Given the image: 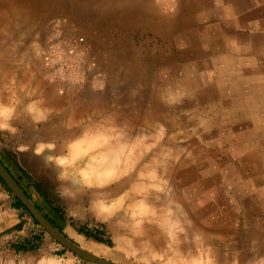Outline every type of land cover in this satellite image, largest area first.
<instances>
[{"label": "rangeland", "instance_id": "1", "mask_svg": "<svg viewBox=\"0 0 264 264\" xmlns=\"http://www.w3.org/2000/svg\"><path fill=\"white\" fill-rule=\"evenodd\" d=\"M31 88L65 93L77 122L99 107L107 124L143 121L114 166L86 170L87 126L55 145L45 186L77 247L117 264H264V0H0V89ZM85 88L100 96L83 102Z\"/></svg>", "mask_w": 264, "mask_h": 264}, {"label": "crops", "instance_id": "2", "mask_svg": "<svg viewBox=\"0 0 264 264\" xmlns=\"http://www.w3.org/2000/svg\"><path fill=\"white\" fill-rule=\"evenodd\" d=\"M5 92L0 89V163L37 210L57 227L60 206L45 186L49 160L55 145L67 148L74 141L72 128L100 125L102 109H95L96 114L85 116L81 123L72 108L61 102L65 93L31 88L13 91L14 98H7ZM99 96L100 92L88 88L81 94L83 102ZM18 201L0 179V264H81L82 258L58 247Z\"/></svg>", "mask_w": 264, "mask_h": 264}, {"label": "bare ground", "instance_id": "3", "mask_svg": "<svg viewBox=\"0 0 264 264\" xmlns=\"http://www.w3.org/2000/svg\"><path fill=\"white\" fill-rule=\"evenodd\" d=\"M3 41H5V40H3ZM155 110H157V109H155ZM104 121L105 120H101L100 125L97 123L95 126L91 127V128H94V127L98 126L99 129H101V131H99V130L97 131L95 129H90L88 126L85 128V129H87V133H85V136L89 135L90 140L88 142L92 143V146L85 145L83 147V149H79V148L75 149L74 148V150L81 151L82 156L89 158L88 160L90 162H88L89 164L87 165L86 170L90 169V163L94 164V166L97 164L100 168L102 166L105 167L107 162L113 166L118 164V163L121 164V162L123 160H125L127 157L124 155V153L126 151L130 150L129 146L132 145V143L134 142V138L136 137L135 136L136 135L135 134L136 128L138 127V125H140V122H143L142 120H138L137 118L134 119L133 117L130 118L129 116H125L122 119L117 118L118 122L115 121V123L107 124V123H104ZM113 127L117 128L116 131L112 129ZM104 129L106 131H104ZM142 136L144 137V134H142ZM90 149H91V154L88 156L87 154H88ZM91 167H92V165H91ZM123 167H124V165H123ZM123 167H122V169H123ZM99 169H97V171ZM118 169H119V165H118ZM121 170H120V172H118V174L123 173ZM118 174H116V175H118ZM126 180L127 179H125V181L122 182L123 185L128 183V182H126ZM141 199L142 200L139 202L140 205L146 207L149 204V199L146 196L141 197ZM173 251L178 252V249L175 247ZM174 253H176V252H174ZM174 255H176V254H174Z\"/></svg>", "mask_w": 264, "mask_h": 264}, {"label": "water", "instance_id": "4", "mask_svg": "<svg viewBox=\"0 0 264 264\" xmlns=\"http://www.w3.org/2000/svg\"><path fill=\"white\" fill-rule=\"evenodd\" d=\"M0 179L12 192V194L20 201L23 207L30 213L35 221L60 245L67 250L77 254L78 256H85L94 264H117L106 259L97 257L96 255L90 254L88 251L81 247H77L72 241L62 235L55 227H53L49 221L41 214L40 211L31 203L29 198L24 194L16 181L9 175L3 165L0 163Z\"/></svg>", "mask_w": 264, "mask_h": 264}, {"label": "trees", "instance_id": "5", "mask_svg": "<svg viewBox=\"0 0 264 264\" xmlns=\"http://www.w3.org/2000/svg\"><path fill=\"white\" fill-rule=\"evenodd\" d=\"M2 181V180H1ZM19 202V201H18ZM20 203V202H19Z\"/></svg>", "mask_w": 264, "mask_h": 264}]
</instances>
